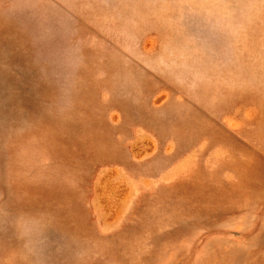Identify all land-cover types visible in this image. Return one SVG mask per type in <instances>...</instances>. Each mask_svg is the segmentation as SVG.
<instances>
[{"label": "rangeland", "instance_id": "1", "mask_svg": "<svg viewBox=\"0 0 264 264\" xmlns=\"http://www.w3.org/2000/svg\"><path fill=\"white\" fill-rule=\"evenodd\" d=\"M0 264H264V0H0Z\"/></svg>", "mask_w": 264, "mask_h": 264}]
</instances>
